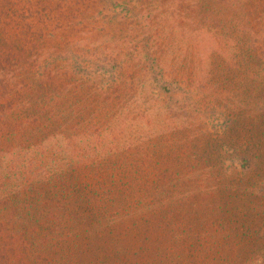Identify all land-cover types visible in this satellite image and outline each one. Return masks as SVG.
Wrapping results in <instances>:
<instances>
[{
	"label": "rangeland",
	"instance_id": "obj_1",
	"mask_svg": "<svg viewBox=\"0 0 264 264\" xmlns=\"http://www.w3.org/2000/svg\"><path fill=\"white\" fill-rule=\"evenodd\" d=\"M48 1L0 0V55L27 54L23 68H31L32 76L41 67L59 68L54 73L68 86L60 97H37L31 92L38 78L11 79L14 88L1 97L0 115L22 128L5 144L11 158L24 147L38 164L51 159L56 145L68 143L91 159L69 170L67 181L40 184L33 212H53L54 224L65 231L72 226L65 234L86 251L90 238L81 231L96 211H109L111 220L122 217L127 228L128 219H148L162 202L164 209H188L198 216L195 226L191 218L182 223L179 248L155 234L159 257L170 262L230 264L233 258L223 251L232 235L238 240L244 231L255 230L264 243V195L251 194L264 179V117L249 110L264 97V78L245 79L250 53L238 39L240 12L213 11L208 1L205 10L194 7L201 12L184 11L174 19H131L124 9L111 19L113 5L120 11L127 0H114L110 7L102 0H51L47 7ZM259 18L264 16L250 17V25ZM42 106L49 121L40 119ZM57 118L63 122L59 126L53 122ZM34 119L51 134L43 144L45 153L32 151ZM68 153L67 160L80 156L76 150ZM239 153L251 155L256 167L244 169ZM96 158H101L99 167ZM0 174L1 194L15 200L14 182ZM23 194L16 204L27 209L34 199ZM57 202L65 204L62 213ZM40 229L36 240L45 230ZM66 235L52 238L59 244L57 255L68 243ZM34 250L28 244L18 251L7 248L0 252V264H51L45 248ZM81 251L65 253L80 258ZM144 258L143 264H151Z\"/></svg>",
	"mask_w": 264,
	"mask_h": 264
},
{
	"label": "trees",
	"instance_id": "obj_2",
	"mask_svg": "<svg viewBox=\"0 0 264 264\" xmlns=\"http://www.w3.org/2000/svg\"><path fill=\"white\" fill-rule=\"evenodd\" d=\"M56 1L58 3V0ZM113 1L114 0H102V2L106 3L109 7L113 5ZM208 1L211 3L209 4ZM50 4L51 0L46 3V6L49 7ZM115 4L109 15L111 19L117 18L119 13L122 14L121 11L123 9L127 12L126 14L129 12L131 19H161L166 15H169L170 19L171 17L174 19L175 17H181L184 11H190V13L201 12L194 7L202 8V11L208 7H213V11L224 7L228 10V15L231 14V9L234 8L241 14V16L238 14L236 15L238 19H241L242 25L240 38L238 39L241 41L243 51L250 53H248V58L244 60L246 69L245 79L258 80L259 78H264V18L254 19L257 25L251 26L249 23L251 22L250 17H255L258 13L264 16V0H127V2L121 5L122 9L120 11L115 10ZM208 4L209 6L207 7ZM250 8L251 12L249 10ZM71 9L73 13L76 11V8ZM244 10H247L248 14H244ZM97 13L100 14L101 12L98 11ZM246 15L250 17L248 18ZM203 16L206 17L204 13ZM33 48L35 49L36 46ZM31 51L32 48L30 52ZM26 55H0V103L1 97H3L9 88H14L11 85L13 83L11 79H14L16 75L25 78L26 76H30L31 81L38 78L36 83L33 84L31 92V94L37 97H60L68 87L65 82L60 80L56 75V73L60 71L59 68H56L54 71L56 73H54L52 70H47L46 67H41L38 72L32 76L30 72H33V70L31 68H28V70L23 68L24 61L29 59ZM56 60L57 59L54 60L53 58L52 61H50L52 65H54ZM2 63L4 65H2ZM246 108H249V105H247ZM3 110L4 108L0 107V113H2ZM249 110H255L254 113L258 114L259 117H261V115L264 117V97L258 98L255 105ZM40 111L45 112L40 113L45 116H41L40 119L45 121L46 118L49 121L46 116L47 108L42 106L39 112ZM33 121L34 131L30 135V140L37 143L35 149L32 151L38 149L39 152L45 153L43 144L51 134H49V132L44 133L40 120L34 119ZM53 122L57 123L58 126L60 125L59 123H63L60 118H57V120ZM231 124L232 122L230 125ZM21 128V124L12 122L10 119L0 115V166L3 165L0 172L2 171L5 176H8L9 179L14 182L11 186V190L17 197L13 200L8 195H2L0 189L1 253L3 250L6 251L7 248L18 251L20 247H24L28 244L32 249H35L34 251L36 252H38L37 250L39 249L43 250V248H45V253L49 257L51 264H143L144 257L146 256H148L151 264H183L178 263V259L170 262V260L164 257H159V248H157L159 246L157 245L160 241H158L157 236L155 237V234L158 232V235L162 237L165 242L170 241L175 248H179L180 242L178 236L180 235L182 223L186 224V221L190 222L189 219L191 218V222L193 223L194 221L195 226L198 220V216L196 217V214L192 216L191 214L193 211H188V209L179 212L177 208L173 210L166 207L164 209L163 206L166 204L162 202V204L159 203V211L153 212V214H151L153 215L152 217L148 219L140 218L132 221L128 219L127 228L124 226V222L121 221L122 217H118L116 220L115 217H113V220H111L112 216L109 215V211H103L102 209L96 211L92 215L89 227L86 228L87 230L81 231L84 235L89 234L87 236L90 238L87 243L89 247L84 248L87 249V251L81 248L85 247V245L79 247L78 243H71V241L75 239L70 235H66L67 233H71L72 226H68L70 229L65 231L60 227L59 223L54 224L57 221V216L53 212H33L35 201L41 196L39 190L40 184L44 183V181L49 184L62 180L67 181L65 177L68 176V171L73 170L80 162L84 160L87 161V159H91V157L87 154H83L85 151L84 149L78 148L77 150L74 145L68 143L67 146H62L61 144L56 145L55 148H53L51 159L41 164L37 163L36 157L31 155V152L27 151L28 153H25L27 148L24 147L19 149L20 156L11 158L13 154L9 152L10 149L5 143L9 141L10 137L16 138ZM59 128H61V126ZM59 134L61 138L65 137L62 131H60ZM261 134L264 135V130L261 131ZM40 141L43 143H38ZM69 150H76L80 156L67 160L68 156L71 154L68 153ZM107 153L108 155H112L110 152ZM55 155H57L58 158H56ZM236 158L240 161L244 169L256 167V163L253 162L252 156L247 153H239ZM100 160L101 158L95 159L98 167L101 163ZM5 169H7V172H4ZM253 191L251 193L253 195H264V179H261L259 183L255 185ZM22 192L24 193L23 196L28 194L30 199H34V201H29L28 204H26L27 209L19 208L16 204L21 202L19 198H22ZM201 197L203 200L207 199L206 196ZM165 200L166 199H163V201ZM178 202L179 199L176 200V204H174L173 208L177 207L176 205H178ZM116 203H119V201ZM140 203L143 204V206L150 207L143 200H141ZM42 206L41 204L39 209L42 208ZM54 206L58 213H62L61 211L65 204L57 202ZM140 209H142V207H140ZM13 212H16L14 216L12 215ZM200 215L202 218L205 216L204 213ZM159 219H162L163 222ZM43 223L44 225H42ZM46 223L50 224V226L45 227ZM142 223L145 225L146 229L142 228ZM38 224L42 225V227H39ZM40 228H45V230L41 232V236L36 240L40 233L38 230L41 231ZM143 229L148 233L146 234ZM74 230L75 229H72V231ZM3 232L9 233L4 234ZM262 233H264V231H262ZM257 234L255 230H253V232L244 231V235L241 236L240 234L239 236L241 237H239L238 240H234L235 236H231L227 248L223 251V255L226 254L233 258L234 261L230 262V264H264V243L259 240V235L255 237ZM64 235H66L68 243L60 246V253L57 255L56 249L59 248V244L52 243V238H62ZM81 237L83 236L80 235V238ZM139 243L143 244L138 245ZM137 247L139 248L137 249ZM78 249L82 250L81 252L85 255L80 258H75L74 255H70L69 253L66 254L67 252L65 253L67 250ZM137 250H140V252L138 253Z\"/></svg>",
	"mask_w": 264,
	"mask_h": 264
}]
</instances>
